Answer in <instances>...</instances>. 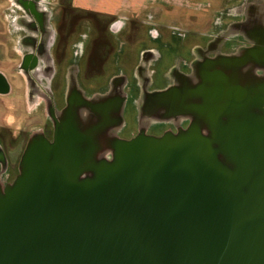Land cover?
Here are the masks:
<instances>
[{
    "label": "water",
    "instance_id": "water-1",
    "mask_svg": "<svg viewBox=\"0 0 264 264\" xmlns=\"http://www.w3.org/2000/svg\"><path fill=\"white\" fill-rule=\"evenodd\" d=\"M254 122L220 146L194 122L114 139L112 160L86 155L97 133L68 121L53 142L35 137L0 191V264H264V118Z\"/></svg>",
    "mask_w": 264,
    "mask_h": 264
},
{
    "label": "rangeland",
    "instance_id": "rangeland-1",
    "mask_svg": "<svg viewBox=\"0 0 264 264\" xmlns=\"http://www.w3.org/2000/svg\"><path fill=\"white\" fill-rule=\"evenodd\" d=\"M218 3L220 8L217 6L213 8V13H209L213 18L220 16V37H223L220 39L225 44V38L232 41L235 33L244 31L242 27L254 14L264 16V0H220ZM24 15L26 19H31V30L22 29L18 22L19 17L21 21L25 20ZM128 28L126 26L124 31L112 32L105 19L72 8L71 0H0V37L10 38L7 41L0 38V67L4 68L11 83V89L0 91V153L5 161L11 162L14 173L9 182L0 178V191L13 184L20 174L23 156L31 141L41 137L53 142L59 124L65 121L82 130L97 133L91 139L83 138L86 155L92 152L96 159H113L116 137L105 139L111 127L98 126L99 118L93 111L96 102L91 103L90 97H86L85 104L80 109H74L67 103L55 104L51 96L54 94L60 100L64 90H67V94L72 93L76 87L69 85L68 81L71 83V78L77 76L80 68L81 88L96 99L114 75L131 74L140 50L146 46H154L158 50L154 51L155 54L161 53L163 56L158 67L161 81L168 77L167 68L176 55L184 54L187 57L190 54V50L177 45H172L168 50L159 42H154L148 24L140 26V43L135 44L136 41L127 34ZM30 45L36 48L35 53L30 52ZM228 45L232 48V44ZM229 46L222 50H227ZM83 51H86L84 56ZM10 53L16 54V64L9 66L7 60ZM89 53L92 55L90 65L86 58ZM47 64L52 66L46 68ZM53 65L58 69L54 74ZM1 79V87H6L7 80L5 77ZM30 81L35 89L30 86ZM159 84L161 86L162 82ZM41 87L46 88L44 95ZM134 115V106L129 101L125 110L126 128L120 133L121 136L135 130Z\"/></svg>",
    "mask_w": 264,
    "mask_h": 264
},
{
    "label": "flooded vegetation",
    "instance_id": "flooded-vegetation-1",
    "mask_svg": "<svg viewBox=\"0 0 264 264\" xmlns=\"http://www.w3.org/2000/svg\"><path fill=\"white\" fill-rule=\"evenodd\" d=\"M242 29L243 32L233 35L232 41L225 38L226 44L221 39L215 43L210 39L203 51H190L187 57L176 55L167 68L166 80L161 81L158 75L162 54L140 51L131 74L114 75L96 99L80 86V66L77 76L71 78V83L68 81L69 85L76 87L73 92L67 94L64 90L60 100L54 94L51 97L55 104L61 102L70 106L72 103L82 104L86 97H90L91 103L96 102L93 111L99 118L98 126L111 127L104 136L106 140L113 137L130 140L139 134L177 133L194 122L203 125V133L217 136L220 146L223 132L226 135L238 123L264 118V16L254 14ZM228 44H232V48ZM223 45L230 48L223 51ZM90 55L86 57L88 65L92 60ZM57 70L53 65V74ZM43 87L41 93L44 95L46 88ZM162 91L167 92L160 93ZM129 101L135 110V130L121 136L126 128L125 110ZM209 108L214 109L217 117L209 112ZM203 115L212 120L217 118V121L209 126L201 121ZM0 162V178L9 182L14 175L12 164L5 161L2 153Z\"/></svg>",
    "mask_w": 264,
    "mask_h": 264
},
{
    "label": "crops",
    "instance_id": "crops-1",
    "mask_svg": "<svg viewBox=\"0 0 264 264\" xmlns=\"http://www.w3.org/2000/svg\"><path fill=\"white\" fill-rule=\"evenodd\" d=\"M219 1L220 0H71V6L76 10L102 17L106 20L109 30L112 32L124 31L126 26H128L127 34L133 41H136L135 44L140 43V26L148 24L151 27L152 40L156 43L159 42V45L167 47L168 50L172 45H177L181 47V49H186L188 51H203L206 42L210 39H212L214 43L220 40V16L213 18L212 14L209 13H213V8L220 5L218 3ZM218 8H220V6ZM218 11L219 10H217V12ZM25 16L26 15L23 17L25 19L24 21L30 23L31 19H26L27 17ZM22 29L31 30L27 29L25 26H23ZM1 39L7 41L10 38L5 36ZM30 47V52L35 53L36 48L32 45H30ZM153 47L146 46L140 51H158L157 48ZM15 51L17 50L15 49L14 52ZM15 55H13V53L8 55L7 62L9 66L13 63L16 64V60L14 61ZM50 66H52V64H47L45 67L49 68ZM0 72L3 73L11 89V83L3 67H0ZM10 92L11 90L8 91V93Z\"/></svg>",
    "mask_w": 264,
    "mask_h": 264
},
{
    "label": "bare ground",
    "instance_id": "bare-ground-1",
    "mask_svg": "<svg viewBox=\"0 0 264 264\" xmlns=\"http://www.w3.org/2000/svg\"><path fill=\"white\" fill-rule=\"evenodd\" d=\"M19 23H20L22 26H25L26 28L31 29L30 23L25 22V21H20V20H19ZM31 84H32V82L30 81V86H32V88L35 89L34 85H31ZM86 134H87V132H86Z\"/></svg>",
    "mask_w": 264,
    "mask_h": 264
},
{
    "label": "trees",
    "instance_id": "trees-1",
    "mask_svg": "<svg viewBox=\"0 0 264 264\" xmlns=\"http://www.w3.org/2000/svg\"><path fill=\"white\" fill-rule=\"evenodd\" d=\"M0 77L4 78V76L2 74H0ZM8 88H9V86L6 85V87L0 88V91H3V92H4V90L7 91Z\"/></svg>",
    "mask_w": 264,
    "mask_h": 264
}]
</instances>
